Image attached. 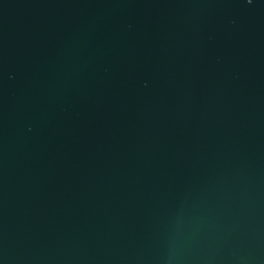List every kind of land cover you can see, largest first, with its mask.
I'll return each mask as SVG.
<instances>
[{
  "label": "water",
  "instance_id": "water-1",
  "mask_svg": "<svg viewBox=\"0 0 264 264\" xmlns=\"http://www.w3.org/2000/svg\"><path fill=\"white\" fill-rule=\"evenodd\" d=\"M0 264H264V0H0Z\"/></svg>",
  "mask_w": 264,
  "mask_h": 264
}]
</instances>
